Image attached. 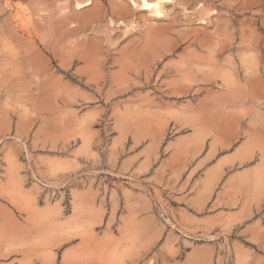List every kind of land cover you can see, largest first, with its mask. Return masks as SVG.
Here are the masks:
<instances>
[{"label":"rangeland","instance_id":"1","mask_svg":"<svg viewBox=\"0 0 264 264\" xmlns=\"http://www.w3.org/2000/svg\"><path fill=\"white\" fill-rule=\"evenodd\" d=\"M164 4L0 0V264H264V0Z\"/></svg>","mask_w":264,"mask_h":264},{"label":"bare ground","instance_id":"2","mask_svg":"<svg viewBox=\"0 0 264 264\" xmlns=\"http://www.w3.org/2000/svg\"><path fill=\"white\" fill-rule=\"evenodd\" d=\"M65 1V0H64ZM101 1H103V0H76V10L78 11H81V10H83L84 8H86V7H89V6H93L95 3H96V5H97V7H99V8H101L102 6L100 5V2ZM104 1H106V0H104ZM108 1H110V3H111V11H112V14H113V16L114 15H117V17H119V18H127V21L128 20H130V19H132L133 17H134V15H136V12L138 11V10H150V12H152L153 14H155V15H157L158 17H161V16H163L164 15V5H166V4H164L165 2H172V0H108ZM52 2V1H51ZM37 3V2H36ZM53 3V2H52ZM65 3V2H64ZM42 4V3H41ZM164 4V5H163ZM71 5V4H70ZM30 6H32V5H30ZM33 6H35V5H33ZM58 6V5H57ZM57 6H56V8H57ZM104 6V5H103ZM69 8V7H68ZM103 8V7H102ZM73 9H74V7H73ZM105 9V8H104ZM166 9V8H165ZM67 10V9H66ZM95 10V9H94ZM58 11V10H57ZM72 11V10H71ZM39 12H40V10H39ZM50 12V11H49ZM88 12V11H87ZM101 12V11H100ZM58 13V12H57ZM60 13V12H59ZM62 13H64V11H62ZM68 13V12H67ZM107 12H105V14H106ZM141 13V12H140ZM144 13V12H143ZM69 14V13H68ZM76 14V13H75ZM83 14V13H82ZM96 14H99V13H96ZM104 14V15H105ZM108 14V13H107ZM56 15V14H55ZM89 15H91V14H89ZM142 15H144V14H142ZM32 16V15H31ZM47 16H50V15H47ZM145 16V15H144ZM174 16V15H173ZM56 17H58V16H56ZM62 17V16H61ZM91 17V16H90ZM96 17V16H95ZM115 17V16H114ZM41 18V17H40ZM45 18H47V17H45ZM77 18H79L78 16H77ZM93 18V17H92ZM116 18V17H115ZM128 18H130V19H128ZM147 18V17H146ZM179 18V17H178ZM90 19V18H89ZM97 19V18H96ZM134 19V18H133ZM30 20V19H29ZM42 20H44V19H42ZM41 20V21H42ZM48 20V19H47ZM87 20V19H86ZM121 20V19H120ZM144 20V19H143ZM46 21V20H45ZM44 21V22H45ZM93 21V20H92ZM113 21V20H112ZM123 21V20H122ZM122 21H121V23H122ZM125 21V20H124ZM135 21V20H134ZM177 21V20H176ZM67 22V21H66ZM68 22H70V21H68ZM76 22V21H75ZM88 22V21H87ZM116 22V21H115ZM131 22H133V21H131ZM136 22V21H135ZM134 22V23H135ZM144 21H142V23H143ZM71 23V22H70ZM91 23V22H90ZM112 23V22H111ZM118 23V22H117ZM140 23V22H139ZM141 23V24H142ZM175 23V22H174ZM32 24V23H31ZM54 24V23H53ZM87 24V23H86ZM93 24V23H92ZM125 24H127V23H125ZM152 24V26H153V23H151ZM88 25H89V23H88ZM54 26H55V24H54ZM61 26V25H60ZM78 26V25H77ZM86 26V25H85ZM149 26V25H148ZM43 27V26H42ZM47 28V27H46ZM51 28V27H50ZM58 28H59V25H58ZM149 28V27H148ZM64 29V28H63ZM67 29V28H66ZM75 29V28H74ZM53 30V29H52ZM12 31H13V29H12ZM46 31H48V30H46ZM66 32H68V29L67 30H65ZM102 31V30H101ZM151 31H152V29H151ZM157 31V30H156ZM65 32V33H66ZM69 32H71L70 30H69ZM59 33V32H58ZM103 33V32H102ZM160 33V32H159ZM69 34H71V33H69ZM74 34V33H73ZM148 34H150V33H148ZM169 34V33H168ZM72 35V34H71ZM42 36V35H41ZM104 36V35H103ZM109 36V35H108ZM152 37V36H151ZM91 38V37H90ZM69 39V38H68ZM93 39H95V38H93ZM158 39V38H157ZM177 39V38H176ZM198 39V38H197ZM19 41V40H18ZM33 41V40H32ZM99 41V40H98ZM155 42V41H154ZM78 43H79V41H78ZM84 43V42H83ZM159 43V42H158ZM27 44V43H26ZM164 44V43H163ZM71 45V44H70ZM83 45V44H82ZM160 45V44H159ZM47 46V45H46ZM45 46V47H46ZM78 46V45H77ZM94 46V45H93ZM152 47H154V46H152ZM163 48V47H162ZM80 49V48H79ZM151 49V48H150ZM164 49V48H163ZM78 51V50H77ZM87 51H88V49H87ZM86 51V52H87ZM152 51V50H151ZM160 51V50H159ZM168 53V52H167ZM34 54V53H33ZM89 54V53H88ZM100 57V56H99ZM102 58H104V57H102ZM95 59V58H94ZM146 59V58H145ZM96 60V59H95ZM98 60V59H97ZM99 61V60H98ZM44 62V61H43ZM47 62V61H46ZM90 63V62H89ZM88 63V64H89ZM94 63H96V62H94ZM100 63V62H99ZM35 64V63H34ZM65 65V64H64ZM98 65V64H97ZM127 65V64H126ZM44 66V65H43ZM67 67V66H66ZM27 68V67H26ZM40 69V68H39ZM32 71V70H31ZM47 72V71H46ZM33 73V72H32ZM43 73V72H42ZM54 73V72H53ZM48 74V73H47ZM50 75V74H49ZM183 78V77H182ZM51 79V78H50ZM49 79V80H50ZM188 80V79H187ZM227 81V80H226ZM47 86V85H46ZM233 87V86H232ZM80 263V262H79ZM107 264V263H106Z\"/></svg>","mask_w":264,"mask_h":264}]
</instances>
